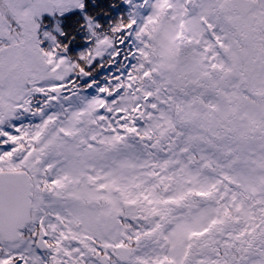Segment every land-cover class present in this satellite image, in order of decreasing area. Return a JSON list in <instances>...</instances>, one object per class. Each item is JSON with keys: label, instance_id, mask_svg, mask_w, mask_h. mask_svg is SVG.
Listing matches in <instances>:
<instances>
[{"label": "snow or ice", "instance_id": "1", "mask_svg": "<svg viewBox=\"0 0 264 264\" xmlns=\"http://www.w3.org/2000/svg\"><path fill=\"white\" fill-rule=\"evenodd\" d=\"M124 3L0 0V264H264V0Z\"/></svg>", "mask_w": 264, "mask_h": 264}, {"label": "trees", "instance_id": "2", "mask_svg": "<svg viewBox=\"0 0 264 264\" xmlns=\"http://www.w3.org/2000/svg\"><path fill=\"white\" fill-rule=\"evenodd\" d=\"M102 2H106L110 5H115L119 9V11L115 13H110V15H127V5L124 3V0H102ZM103 75H111V73L107 69H105Z\"/></svg>", "mask_w": 264, "mask_h": 264}, {"label": "rangeland", "instance_id": "3", "mask_svg": "<svg viewBox=\"0 0 264 264\" xmlns=\"http://www.w3.org/2000/svg\"><path fill=\"white\" fill-rule=\"evenodd\" d=\"M140 2H142V0H140Z\"/></svg>", "mask_w": 264, "mask_h": 264}]
</instances>
